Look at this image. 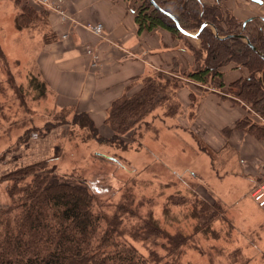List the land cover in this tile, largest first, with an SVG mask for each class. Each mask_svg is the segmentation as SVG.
<instances>
[{
    "label": "rangeland",
    "instance_id": "374dc122",
    "mask_svg": "<svg viewBox=\"0 0 264 264\" xmlns=\"http://www.w3.org/2000/svg\"><path fill=\"white\" fill-rule=\"evenodd\" d=\"M33 1L39 4L37 0H31L34 7L36 5ZM138 1L140 4V0ZM25 2L29 3V0H0V206L9 204V182L2 180L3 174L26 164L52 159L48 165H57L58 173H76L80 179L90 182L93 191L102 194V197H109L114 203L121 200L125 190H131L136 202L144 204L140 208L143 216L151 211L171 233L182 230L189 234L193 225L198 222L190 216L192 204L182 201L180 195L187 194L185 191L192 188L199 198L210 202L215 198L223 200L234 225L231 228L226 223L215 222L213 227L221 230L214 234L215 237L197 234L193 238L195 245L186 249L183 261L187 264H264V208L259 207L253 198L254 190L261 185L258 178L261 174L264 175V153L260 154L262 159L258 156L256 160L248 159L251 158L249 154H256L255 151L264 152V139L248 135L246 142H240L241 137L244 138L247 134L239 130H235L239 133H230L229 129L235 123L224 126L218 123L221 118L215 117L213 113L207 114L213 124L205 122L203 125L202 120H197L196 124L200 127L193 125L199 115L198 100L208 94H216L221 100H229L244 108L232 99L235 90L230 89L229 84L235 80L226 79L229 70H235V74L239 75L243 67L230 61L222 68L224 88L216 85L207 90L196 87L191 81L181 80L180 74L172 68L174 63L179 64L181 70L196 67L193 50L201 46L200 30L188 31L192 35L184 34L180 39L175 38L170 62L151 69L146 78L158 79L157 75L163 72L164 76L170 77L171 82L179 83L180 92L183 84L188 85V89L182 91L187 98V103L183 102L184 108H174L170 113L167 111V103L158 105L145 113L143 120L134 123V135L131 137L132 131L124 135L121 147L102 144L95 138L88 139L87 137L92 136L90 133L72 125L74 115L71 110L55 108L49 95L44 100H36L33 98L34 90L30 93L25 89L28 87V78L34 73L36 75L34 55L40 49L43 33L48 30L49 22L48 16L45 21L42 15L36 13L31 14L34 19H29L28 10L24 12L22 8ZM257 6L260 5L255 4L254 8H258ZM20 14L23 22L21 30L15 24V19ZM262 24L264 26V21L257 25ZM99 25L102 26V33L95 34L92 28ZM208 26L216 32V27L211 24ZM84 27L97 36L104 32L102 23H87ZM220 37L224 38L225 35ZM45 38L49 39V34H45ZM88 50L96 54L98 59H92ZM86 54L91 67L100 65L101 57L96 50L88 47ZM242 75L245 77L247 70L241 73V77ZM11 77L15 79L17 87L19 85L24 88L26 96L24 93L23 99L26 97L31 109L29 112L17 100V89L9 84ZM37 79L42 81L38 77ZM144 79L136 85L144 84ZM171 82L169 90L174 85ZM190 92L196 94L193 107L188 103ZM244 109L247 115L248 109ZM228 114L229 112H222L223 117ZM249 116L255 119L252 113ZM67 120L71 121V125H67ZM60 124L63 126H60L62 129L56 140L58 129H53ZM98 128L102 136L112 135V132L108 134L102 127ZM252 137L258 142V147L253 144L255 149L251 147L256 142ZM241 144H245L244 147ZM257 160L256 167L261 165L258 169L260 175H250L246 167L255 170ZM169 197L172 198L170 203ZM165 212L168 214L167 218ZM133 222L136 223L137 220ZM151 240L158 242L154 250L160 254L165 253L159 245L160 238ZM129 242L141 254L149 257L152 249L146 247L141 239Z\"/></svg>",
    "mask_w": 264,
    "mask_h": 264
},
{
    "label": "trees",
    "instance_id": "16d2710c",
    "mask_svg": "<svg viewBox=\"0 0 264 264\" xmlns=\"http://www.w3.org/2000/svg\"><path fill=\"white\" fill-rule=\"evenodd\" d=\"M30 2L22 6L24 12H29L27 17L34 19L32 16L36 13L46 21L48 9L37 2H33L34 7ZM126 2L135 15L139 34L165 29L174 39H180L184 32L200 30L206 22L216 27V32L210 26L200 30L201 46L192 48L195 49V68L181 70L180 65L174 63L172 70L180 74L183 81H191L196 87L207 90L213 85L225 87L222 68L230 61L243 67L247 75L229 85L235 90L232 99L249 113L229 130L230 133L239 130L264 139V26L257 25L263 23L264 17L240 21L221 0H213L212 4L202 0ZM21 17L20 14L15 19L20 30L23 27ZM239 35L245 36L260 54L243 38L237 37ZM162 73L157 75L158 79L145 78L137 91L126 93L112 102L105 118V125L112 132L110 137L100 134L95 121L87 113H75L72 125L90 133L92 136L88 139L95 138L99 143L121 147L123 136L130 131L133 133L131 137L134 135L133 125L143 120L145 113L163 103H167L170 113L174 108H184L179 99V83L171 82L170 77ZM28 80L25 89L30 93L34 90L33 98L46 96L45 82H40L35 75ZM170 82L174 84L171 90ZM9 84L17 89V100L29 112L31 109L26 97L23 99L24 93L26 96L24 88L17 87L12 77ZM194 94L189 93L191 107L195 104ZM191 113L193 115V111ZM250 113L255 119L249 116ZM67 125H71V121L67 120ZM51 160L26 164L2 176V180L9 182V204L0 206V264H187L183 257L186 249L195 245L193 238L197 234L215 237L214 234L221 231L213 227L215 222L226 223L233 228L234 223L223 200L215 198L210 202L199 198L191 188L180 196L182 201L192 204L190 216L198 223L193 225L189 234L182 230L171 233L151 211L142 215L140 208L144 204L136 202L131 190H125L121 200L114 203L109 197L93 191L90 182L80 179L76 173H58L57 165H48ZM263 181L264 175L261 174L258 183ZM171 199L169 197L168 203ZM165 215L167 218V212ZM154 238H160L159 245L165 253L154 250L158 245L156 240H151ZM137 239L152 249L149 257L129 242Z\"/></svg>",
    "mask_w": 264,
    "mask_h": 264
},
{
    "label": "crops",
    "instance_id": "0c3cea01",
    "mask_svg": "<svg viewBox=\"0 0 264 264\" xmlns=\"http://www.w3.org/2000/svg\"><path fill=\"white\" fill-rule=\"evenodd\" d=\"M202 1L207 4L213 3V0ZM221 1L239 20L264 17V2L262 5L258 4L260 5L258 8H254L257 3L250 0H248L250 2ZM242 2L244 5H241ZM59 7L65 12V18L55 8H47L48 30L44 31L40 49L36 56L34 55L36 71L34 75L46 83V95L51 97L55 108L69 109L73 115L87 113L99 127L110 134L111 130L105 125V118L112 102L126 93L137 91L140 85L136 83L146 78L151 69L168 64L173 55L172 46L175 39L165 29L139 34L135 15L129 9L126 0H63ZM93 22L103 24L104 32L101 36L84 27L85 24ZM45 34H49V39L45 38ZM88 47L96 50L101 57L100 65L96 68L91 67L89 62V56L86 54ZM243 71L245 69H241L238 75L235 74V70H229L226 73L227 81L241 77ZM187 86L185 84L181 92L185 88L188 89ZM181 92L179 98L186 104L187 98L184 92L183 94ZM220 110L229 112L227 117H223ZM198 112L199 115L193 122L195 126H199L196 124L197 120L199 122L202 120L203 125L205 122L208 125L213 124L210 117H207L208 113L219 116L221 119L218 123L232 126L242 119L247 111L240 105L226 99L221 100L218 95L211 93L198 100L197 114ZM55 129H58L55 136L57 140L62 127L58 126L53 130L56 131ZM248 137V135L241 137L240 142H246ZM252 140L257 142L253 137ZM256 142L251 144L253 149L258 147ZM244 145L241 144V147ZM255 153L249 154L251 158L248 159L256 160L258 159L256 156L261 158L260 154L264 152L258 150ZM257 162L258 160L255 161V170L246 167L250 175L259 173L261 165L256 167Z\"/></svg>",
    "mask_w": 264,
    "mask_h": 264
},
{
    "label": "built area",
    "instance_id": "2783aa9c",
    "mask_svg": "<svg viewBox=\"0 0 264 264\" xmlns=\"http://www.w3.org/2000/svg\"><path fill=\"white\" fill-rule=\"evenodd\" d=\"M37 1L39 2V4L43 5L44 7L49 8V9L55 8L64 17L66 16L63 9H60V7H59L60 4L63 3V0H56V1H53V0H37ZM92 30L95 34H101L102 33V26L99 25V26H96V28L93 27ZM88 54H90V57L92 59H96V60L98 59L96 54H94L91 50H88ZM253 198L259 207L264 208V182L261 183V185L256 187V189L253 192Z\"/></svg>",
    "mask_w": 264,
    "mask_h": 264
},
{
    "label": "water",
    "instance_id": "95a60500",
    "mask_svg": "<svg viewBox=\"0 0 264 264\" xmlns=\"http://www.w3.org/2000/svg\"><path fill=\"white\" fill-rule=\"evenodd\" d=\"M250 1H252V2H255V3H258V4H260V5H262L263 4V1L262 0H250ZM169 15V14H168ZM170 16V15H169ZM178 24V23H177ZM208 25H210L208 22H206V23H204L203 24V26L201 27V29L202 28H204V27H206V26H208ZM178 27H179V25H177ZM200 29V30H201ZM184 34H188V35H192V34H189L188 32H184ZM237 37H241V38H243L244 40H246L247 42H248V44L255 50V52H257V53H259L260 54V52L250 43V41L245 37V36H237Z\"/></svg>",
    "mask_w": 264,
    "mask_h": 264
}]
</instances>
